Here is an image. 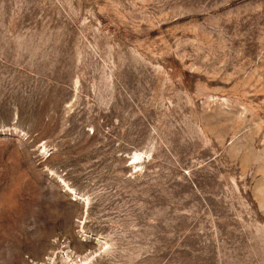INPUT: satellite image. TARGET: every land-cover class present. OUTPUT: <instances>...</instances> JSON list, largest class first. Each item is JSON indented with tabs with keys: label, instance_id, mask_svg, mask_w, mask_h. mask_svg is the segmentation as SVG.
<instances>
[{
	"label": "rangeland",
	"instance_id": "rangeland-1",
	"mask_svg": "<svg viewBox=\"0 0 264 264\" xmlns=\"http://www.w3.org/2000/svg\"><path fill=\"white\" fill-rule=\"evenodd\" d=\"M0 264H264V0H0Z\"/></svg>",
	"mask_w": 264,
	"mask_h": 264
},
{
	"label": "bare ground",
	"instance_id": "bare-ground-1",
	"mask_svg": "<svg viewBox=\"0 0 264 264\" xmlns=\"http://www.w3.org/2000/svg\"><path fill=\"white\" fill-rule=\"evenodd\" d=\"M140 157H141V155H139V154H135L133 157H131L132 159H133V163H137L138 162V160L140 159ZM67 191V190H66ZM76 196V195H75ZM75 201H77V198L76 199H74ZM73 200V201H74Z\"/></svg>",
	"mask_w": 264,
	"mask_h": 264
}]
</instances>
